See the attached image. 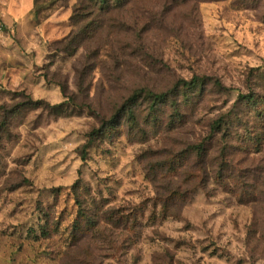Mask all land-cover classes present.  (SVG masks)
I'll list each match as a JSON object with an SVG mask.
<instances>
[{"label":"rangeland","instance_id":"374dc122","mask_svg":"<svg viewBox=\"0 0 264 264\" xmlns=\"http://www.w3.org/2000/svg\"><path fill=\"white\" fill-rule=\"evenodd\" d=\"M108 1L0 0V264H264V0ZM197 76L183 122L145 123L140 100L139 128L121 117L84 154L136 90ZM221 117L231 129L207 141ZM201 142L188 180L162 175ZM174 183L189 192L166 218L157 192ZM76 187L137 214L134 231L72 232Z\"/></svg>","mask_w":264,"mask_h":264},{"label":"trees","instance_id":"16d2710c","mask_svg":"<svg viewBox=\"0 0 264 264\" xmlns=\"http://www.w3.org/2000/svg\"><path fill=\"white\" fill-rule=\"evenodd\" d=\"M89 1L95 4L96 9L99 7V12L103 14L109 13V11L111 10L109 8L110 2L108 0ZM89 15H93V13ZM209 81L210 79L207 77L197 76L193 77L190 81L180 80L172 89L161 93L147 88L136 90L133 95H131L127 100L123 102V104L118 109H116L115 114L110 119L102 123L100 129L95 130L91 134L89 143L84 147V154H86V148L94 141L96 133L104 136L108 135V133L113 130L112 128H118V119H120L121 117H127V122L133 129L139 128L141 125L140 116L144 117L141 114L139 116L137 114L136 106L140 100L145 101L146 103L145 108H143L142 110V113L145 114V123L152 122L153 126H156L158 120L162 118L165 108H170L172 110V114L170 116L173 119H171L172 122L170 124L183 122V119L186 115L183 113V111L187 108H190L189 106H192L196 100L200 99L203 96L204 92L206 91V87L209 85ZM213 86L222 90L227 89L218 81L213 82ZM240 98L244 99L249 104L253 103L255 100V97L252 94L244 95ZM160 125H162V123ZM223 126L225 128H228V130L231 129L232 124H230V122H226V117H221L213 123L211 127V135L209 136V139L207 141L215 140L221 132ZM206 148V142L191 145L186 151V157H181L182 154L176 155L175 158L170 161L171 164L169 165L168 163L166 165L167 169L162 168L160 169V172L163 176L171 174L172 177H182V180H188L189 175H192L190 173L192 171H188L186 168H198V161L202 162L206 160ZM226 149L228 150L229 148L227 147ZM226 149L223 151L222 155H225ZM228 155L229 157H233V153L231 152H229ZM226 157L228 158V156ZM184 160L190 162L192 167L187 166ZM226 160L230 165L224 167L219 166V168L212 170V176H215L217 178L222 177V179L225 177V173L230 171L232 164V161L226 159L225 157L222 159V161L225 162ZM174 164H176L177 166H175ZM205 173L204 175H202L204 179L208 172L206 173V175ZM209 177L210 174H208V178ZM237 180H239V178H237ZM182 188H184L183 184L174 183L170 184L164 189L160 188L161 190L157 192V194L161 197L159 202L162 207V215L164 217L170 218L179 216V209L181 208V206L186 204L187 197L185 196L189 192V188H185L183 190ZM74 194L76 205L78 207V215L72 232H109V228L122 230V232H128V230L130 232L134 231L135 226L132 225V221H135V219L137 220V214H133V212H130L131 214H128L115 207L106 209L103 212H101V210L99 211L97 208L93 207V204L90 203L92 200H88L90 198L89 195L91 196V194L88 190H85L84 187H76L74 189ZM43 230L44 233L47 232L46 229Z\"/></svg>","mask_w":264,"mask_h":264}]
</instances>
